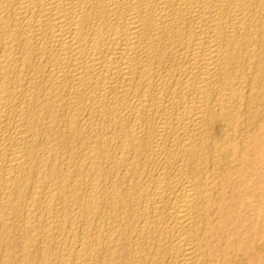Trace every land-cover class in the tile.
<instances>
[{
  "label": "bare ground",
  "instance_id": "bare-ground-1",
  "mask_svg": "<svg viewBox=\"0 0 264 264\" xmlns=\"http://www.w3.org/2000/svg\"><path fill=\"white\" fill-rule=\"evenodd\" d=\"M15 243L264 264V0H0L1 264Z\"/></svg>",
  "mask_w": 264,
  "mask_h": 264
},
{
  "label": "rangeland",
  "instance_id": "rangeland-1",
  "mask_svg": "<svg viewBox=\"0 0 264 264\" xmlns=\"http://www.w3.org/2000/svg\"><path fill=\"white\" fill-rule=\"evenodd\" d=\"M256 163L258 164L259 161H256ZM260 166H261V164H260ZM252 201L254 202V199H252ZM67 227H68V226H67ZM67 227L65 228L64 226H62V228H61L60 231H61V232H64V231L69 230V227H68V228H67ZM64 229H67V230H64ZM16 230H18V229H14V230H13V232H14V231L16 232L15 235H19V234H20V235H22L24 238H25L24 235H27V236H30V235H31L30 232H26V233H27V234H26V233H24V232L21 231V230H18V231H16ZM62 230H63V231H62ZM20 232H21V233H20ZM18 233H19V234H18ZM22 233H23V234H22ZM29 233H30V234H29ZM28 234H29V235H28ZM260 243H261V241L258 239V240H257V244H258L259 247L261 246ZM18 244H19V243H15V244H13V245H17V246L14 247V246L12 245V246L10 247V252H12L11 254H13V256H15V257H14L15 259H14L13 262H16V259H17V262H18V263H17V262L14 263V264H19L20 262L22 263V261H23V259H24V258L21 257V256H22V255H21L22 252H19V253H21V254L18 253V249H19V248H18V247H19ZM12 247H13V248H12ZM61 248H62V247L60 246V250H59V249H57V248L55 247V248H54V251L58 252V254H60V255H61L62 252H63V253H66L67 251H68V252L71 251V250H70L71 248H70L69 246L64 247L65 249L62 248L63 250H61ZM16 249H17V250H16ZM55 249H57V250H55ZM7 250H8L7 252L10 253L8 247H7ZM64 250H66V251L64 252ZM20 251H21V249H20ZM40 251H41V249H40V250H39V249L36 250L37 253H39ZM60 251H62V252H60ZM14 252H15V253H14ZM16 252H17V253H16ZM56 252H54V253H56ZM68 252H67V253H68ZM63 253H62V254H63ZM16 254H17V255H16ZM18 254H19L20 256H19ZM1 255H3V254H1ZM37 255H38V256H37ZM17 256H18V257H17ZM19 257L22 258V261H21V259H19ZM39 257H40V254H36V257H35V259H34V260H35V261H34V264H37V263H38V264H39V263H40V264H44V262H43V263H42L41 261L38 262L37 259H39ZM18 260H20V262H19ZM36 260H37V261H36ZM39 260H40V259H39ZM35 262H36V263H35ZM258 262H259V261H258ZM48 263H49V262H47V264H48ZM256 263H257V262H255V263H249V264H256ZM0 264H1V263H0ZM45 264H46V263H45ZM50 264H56V263H50ZM257 264H258V263H257Z\"/></svg>",
  "mask_w": 264,
  "mask_h": 264
}]
</instances>
